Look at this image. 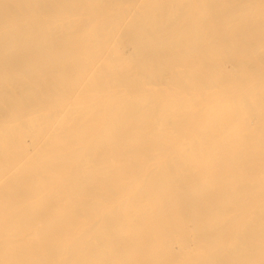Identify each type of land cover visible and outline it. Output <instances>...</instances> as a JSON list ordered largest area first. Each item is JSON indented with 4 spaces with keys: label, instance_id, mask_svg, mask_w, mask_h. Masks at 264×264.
<instances>
[{
    "label": "bare ground",
    "instance_id": "bare-ground-1",
    "mask_svg": "<svg viewBox=\"0 0 264 264\" xmlns=\"http://www.w3.org/2000/svg\"><path fill=\"white\" fill-rule=\"evenodd\" d=\"M0 264H264V0H0Z\"/></svg>",
    "mask_w": 264,
    "mask_h": 264
}]
</instances>
